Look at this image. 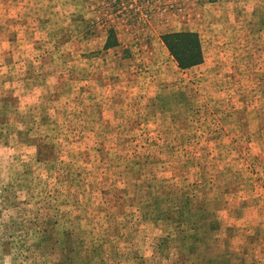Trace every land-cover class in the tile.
<instances>
[{"label":"rangeland","instance_id":"1","mask_svg":"<svg viewBox=\"0 0 264 264\" xmlns=\"http://www.w3.org/2000/svg\"><path fill=\"white\" fill-rule=\"evenodd\" d=\"M0 264H264V0H0Z\"/></svg>","mask_w":264,"mask_h":264},{"label":"trees","instance_id":"2","mask_svg":"<svg viewBox=\"0 0 264 264\" xmlns=\"http://www.w3.org/2000/svg\"><path fill=\"white\" fill-rule=\"evenodd\" d=\"M163 42L182 70L191 69L204 62L202 43L197 33L180 32L166 34L163 36ZM117 45L114 32L111 31L106 48H112Z\"/></svg>","mask_w":264,"mask_h":264}]
</instances>
